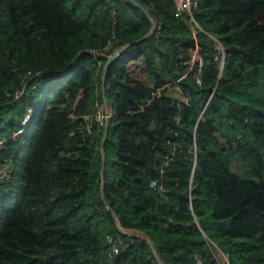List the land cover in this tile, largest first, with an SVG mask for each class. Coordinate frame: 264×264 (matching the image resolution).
Instances as JSON below:
<instances>
[{"label":"trees","instance_id":"obj_1","mask_svg":"<svg viewBox=\"0 0 264 264\" xmlns=\"http://www.w3.org/2000/svg\"><path fill=\"white\" fill-rule=\"evenodd\" d=\"M136 1L0 0V264H264V0Z\"/></svg>","mask_w":264,"mask_h":264},{"label":"water","instance_id":"obj_2","mask_svg":"<svg viewBox=\"0 0 264 264\" xmlns=\"http://www.w3.org/2000/svg\"><path fill=\"white\" fill-rule=\"evenodd\" d=\"M128 1L131 2L136 8L140 9L151 20L152 29H151L150 33L152 31H154L156 28V21L153 20V18L149 15V13L136 0H128ZM131 45L132 44H128L126 46H123V47L117 49L116 51H114L111 55H109L107 57L105 64H104L103 72L106 71L107 67L111 64L112 61L119 58ZM108 120H109V118L105 119V130H104V138H103L102 145L104 144V142L108 136ZM103 163H104V158H103Z\"/></svg>","mask_w":264,"mask_h":264},{"label":"built area","instance_id":"obj_3","mask_svg":"<svg viewBox=\"0 0 264 264\" xmlns=\"http://www.w3.org/2000/svg\"><path fill=\"white\" fill-rule=\"evenodd\" d=\"M176 4V12L175 16L176 17H184L187 15L188 21L194 23L193 21V16H192V1L191 0H175ZM196 58V57H195ZM21 133V131H19ZM152 186L156 185L155 182H152ZM198 264H203L202 261H198Z\"/></svg>","mask_w":264,"mask_h":264},{"label":"rangeland","instance_id":"obj_4","mask_svg":"<svg viewBox=\"0 0 264 264\" xmlns=\"http://www.w3.org/2000/svg\"><path fill=\"white\" fill-rule=\"evenodd\" d=\"M110 115H111V110H110V107L108 105L104 104V106H100L99 111L97 112V118L99 120H102L103 118H105V119L109 118ZM259 179H261V181H264V172H263L262 178H259Z\"/></svg>","mask_w":264,"mask_h":264}]
</instances>
